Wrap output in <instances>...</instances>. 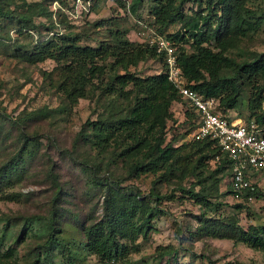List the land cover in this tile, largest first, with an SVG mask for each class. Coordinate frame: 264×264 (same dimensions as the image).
<instances>
[{"label": "rangeland", "instance_id": "1", "mask_svg": "<svg viewBox=\"0 0 264 264\" xmlns=\"http://www.w3.org/2000/svg\"><path fill=\"white\" fill-rule=\"evenodd\" d=\"M174 1V7L178 6L179 0ZM202 1L201 8L191 1L181 7L186 21L200 11L206 15ZM225 3L234 4L231 0ZM159 4L157 0H0V10L10 11L0 16V254L11 251L5 263L71 264V256L74 264L111 260L119 264H264V185L256 202L239 209L232 206L228 183L220 178L222 174L214 175L215 166L207 162L208 151L189 139L195 122L185 102L172 103L165 126H157L152 133L153 138L162 134V147L170 143L177 149L170 161L134 172L131 165L146 162V140L135 147L137 133L131 138L128 130L112 132L94 125L110 112L125 116L133 100L131 93L127 99L116 92L103 93L113 73L111 56H98L94 64L104 72L90 81L92 94L85 97L59 91L61 62L32 63L14 56L33 53L40 42L57 41L67 33H77L80 46L113 44L116 30L135 50L143 47L155 52L158 35L175 43L170 35L185 25L163 22L154 13ZM242 4L244 9L239 11L236 4L235 11H242L241 15L246 11L257 28L234 35L232 25L228 26L225 38L230 44L225 54L237 62L264 50V0H242ZM220 8L214 11L218 17ZM41 9L51 12V20ZM21 13L32 16L33 29L20 26L23 23L16 18ZM50 22L58 27L47 29ZM223 33L221 27V38ZM204 45L216 50L213 38ZM176 46L179 52L182 47L193 51L191 41ZM154 52L128 71L139 77L162 73L164 61ZM232 71L228 68L224 74ZM250 96L251 89L244 86L237 106L226 112L228 116L256 121L248 110ZM262 97L256 115L264 114V91ZM24 135L30 139L26 144ZM153 138L148 135L146 139L152 142ZM178 186L203 191L214 206L202 207L174 195L167 202L170 213L154 216L149 229L142 226L141 212L123 224H114L118 247L113 246L110 256L107 239L97 249L87 246L88 231L105 217L116 216L141 195L147 197L141 209H149L151 189L169 195ZM49 221L56 226L59 245L46 250ZM37 257L39 262H35Z\"/></svg>", "mask_w": 264, "mask_h": 264}, {"label": "trees", "instance_id": "2", "mask_svg": "<svg viewBox=\"0 0 264 264\" xmlns=\"http://www.w3.org/2000/svg\"><path fill=\"white\" fill-rule=\"evenodd\" d=\"M157 1L160 4L159 6H154V13L159 15V18L163 22L169 24L177 22L185 23L184 27L170 35L175 45L177 43L187 44L191 41L192 52H187L184 47L180 48V52L177 47L176 51L179 65L183 71L185 85L204 98L219 99V106L223 113L237 106L241 98V90L244 86H249L251 89V99L248 103V110L251 113L250 116L252 118L256 117V122L264 126V114L256 115L263 101L264 50L263 52H251L248 56L249 58L242 62L232 60L225 54L227 46L230 44L225 38L226 33L229 32L230 27L228 26L232 25L231 30L234 35L246 34L249 30H255L257 28L255 19L252 16H249L244 10L243 15H241L242 11L239 13L240 10L244 9L242 0H231L234 3L233 5L226 4V0H205L206 6L204 10H206V15L202 16V11H200L187 21L184 14L180 11L181 7L188 1H191L201 8L202 0H179L178 6L175 7L174 0H167L164 5L160 0ZM236 4H238L239 11H235ZM218 5H221L219 10L220 17H218V13L214 12ZM9 12H2L0 10V16L5 17ZM40 13L49 16L51 20V12L46 13L45 10L43 11L41 9ZM217 19L219 20L217 22L218 27L212 29L213 22ZM16 20L23 23L20 25L23 29H33V18L29 13H21L17 16ZM57 24L61 26L62 21ZM58 25L50 22L47 29L53 30ZM221 27L224 29V38L220 37ZM115 36L116 41L113 44L102 43L99 47L92 48L89 46H80V36L77 33L74 35L71 33L61 34V37H57V41L55 39L47 40L43 43L40 42L38 50H35L33 53L25 51L21 55L14 53V56L21 57V59L32 63L45 59H53L58 63L61 62L63 64V79L59 86V91L61 90L69 95L76 94L78 97L90 96L92 94L91 88L89 87L91 85L90 81L94 78L98 79L101 74L103 75V67L94 64L98 56H111L113 63L110 64V71L113 73L111 75L109 73L110 80L104 86L103 93L112 94L116 92L125 99H127L126 94L131 93L133 94V100L127 105L125 116H116L115 113L110 112L108 116L98 118L94 125H97L99 128L105 127L107 130H112V132L128 130V136L131 138L134 137L133 132L137 133L139 138L135 147L141 146L146 140L149 148L144 153L146 162L140 165H131L130 168L134 172L158 168L169 162L177 149L170 143L162 147V134L153 138L152 133H155L157 126L161 129L165 126L167 119L171 115L170 106L172 103L184 102V100L180 98L173 85L168 81L164 63L162 73L157 75L152 74L148 77H139L135 73L128 71L129 66H134L142 60L150 58L153 55L154 49L150 50L139 47L135 50L134 44L119 35L117 30L115 31ZM212 38L216 42L214 47L216 50L204 45ZM154 54L161 58L156 52ZM114 67L124 71V73H117ZM228 68H233L232 73L224 74ZM107 71L109 72L108 69ZM128 86L130 89H127ZM188 109V116L191 114V117L195 120V115L191 108L188 107ZM230 118L232 117L230 116ZM140 129L145 131L141 133ZM148 135L153 138L154 142L146 139ZM24 137L26 144L30 139L27 138L28 136L24 135ZM194 142L199 143L208 151V155L206 156L207 162H210L218 154V150L212 146L209 140ZM228 170L229 163H227V159L224 157L216 165L213 173L214 175L222 174L220 177L222 178L229 174ZM177 192H180V195ZM228 193H232L231 188H229ZM174 195H177L178 198L186 199L195 205L199 204L202 207L210 208L214 206L210 202L207 194H204L203 191L195 193L189 188L186 189L183 186H178L169 195H161L151 189L149 191V197L152 201L151 208L141 209L140 204L145 202V198H147L145 195H141V198L136 197L133 203H129V207L117 213L116 216L109 215L103 221L101 220L93 225L91 228L96 230L93 231L90 228L88 231L87 246L91 249H97L98 244H101L103 240L107 239L106 249H108L107 253L110 256L114 252L113 246L115 248L118 247L116 244L117 232L114 224H123L127 219L141 212L140 214L144 216L141 222L143 224L142 226L149 229L150 221L154 216L170 213L167 202L172 197L174 198ZM232 206L239 209L245 205L235 202ZM49 226L48 236L44 243L46 250L52 245H59V241L55 236L56 226L52 221H49ZM117 252L118 250L115 251V253ZM10 253L11 251L6 250V252L0 254V264H8L4 262V258L11 255ZM39 261L40 259L37 257L35 262ZM68 263L74 264V257L70 256Z\"/></svg>", "mask_w": 264, "mask_h": 264}, {"label": "built area", "instance_id": "3", "mask_svg": "<svg viewBox=\"0 0 264 264\" xmlns=\"http://www.w3.org/2000/svg\"><path fill=\"white\" fill-rule=\"evenodd\" d=\"M155 52L164 61L168 81L191 108L195 126L189 133L191 141L209 140L218 150L210 160L215 167L225 157L229 174L224 176L232 193L233 203L248 206L262 195L264 185V126L256 121H243L228 116L219 106V99L204 98L185 85L177 57V46L163 35L154 40ZM107 264H119L115 260Z\"/></svg>", "mask_w": 264, "mask_h": 264}]
</instances>
